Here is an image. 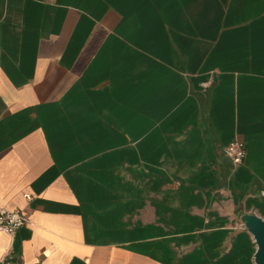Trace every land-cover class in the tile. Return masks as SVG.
<instances>
[{"label":"crops","instance_id":"0c3cea01","mask_svg":"<svg viewBox=\"0 0 264 264\" xmlns=\"http://www.w3.org/2000/svg\"><path fill=\"white\" fill-rule=\"evenodd\" d=\"M0 207V264H254L264 0H0Z\"/></svg>","mask_w":264,"mask_h":264},{"label":"built area","instance_id":"2783aa9c","mask_svg":"<svg viewBox=\"0 0 264 264\" xmlns=\"http://www.w3.org/2000/svg\"><path fill=\"white\" fill-rule=\"evenodd\" d=\"M223 154L227 157L233 165L241 164L245 158L246 151L243 143L233 141L222 149ZM27 201L31 200V195H26ZM26 219L19 211H13L0 207V231H3L7 235H13V233L22 225H24Z\"/></svg>","mask_w":264,"mask_h":264},{"label":"water","instance_id":"95a60500","mask_svg":"<svg viewBox=\"0 0 264 264\" xmlns=\"http://www.w3.org/2000/svg\"><path fill=\"white\" fill-rule=\"evenodd\" d=\"M236 218L255 244L253 263L264 264V219L251 212L238 213Z\"/></svg>","mask_w":264,"mask_h":264},{"label":"rangeland","instance_id":"374dc122","mask_svg":"<svg viewBox=\"0 0 264 264\" xmlns=\"http://www.w3.org/2000/svg\"><path fill=\"white\" fill-rule=\"evenodd\" d=\"M241 228H242V226H241ZM255 249V244L253 243V244H251V250L253 251Z\"/></svg>","mask_w":264,"mask_h":264}]
</instances>
